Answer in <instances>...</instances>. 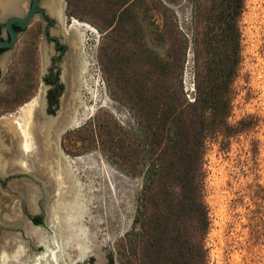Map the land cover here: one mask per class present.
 <instances>
[{
    "label": "trees",
    "instance_id": "16d2710c",
    "mask_svg": "<svg viewBox=\"0 0 264 264\" xmlns=\"http://www.w3.org/2000/svg\"><path fill=\"white\" fill-rule=\"evenodd\" d=\"M67 0L102 27L98 60L129 125L100 111L72 131L128 175L142 177L133 228L121 243L128 264H208L205 153L251 125L230 123L242 61L244 0ZM189 66L191 84L184 81Z\"/></svg>",
    "mask_w": 264,
    "mask_h": 264
},
{
    "label": "rangeland",
    "instance_id": "374dc122",
    "mask_svg": "<svg viewBox=\"0 0 264 264\" xmlns=\"http://www.w3.org/2000/svg\"><path fill=\"white\" fill-rule=\"evenodd\" d=\"M170 4L180 18L190 13V0H175ZM76 17L89 26L83 28L88 37L89 65L84 76L83 103L77 109L81 124L106 111L129 125L128 108L109 92L98 60L102 27L90 12ZM240 27L242 61L233 84L229 121L234 124L245 119L251 126L229 139H209L206 144L208 264H264V0H244ZM184 81L187 86L191 84L189 66ZM77 127L62 133L59 147L70 160L73 180L78 186L80 183L77 186L80 190L76 191L80 204L77 215L81 216L76 215L73 224L84 232L71 236L69 224H59L57 210L55 232L60 228L61 233H55V241L63 240L65 246L63 252L54 243V250L60 256L58 263L128 264L127 255H120L119 251L121 243L126 242V233L134 226L142 177L119 169L98 146L87 148L86 143L72 135ZM56 192L57 200L59 194L63 202L73 200L57 181ZM49 264H53V259Z\"/></svg>",
    "mask_w": 264,
    "mask_h": 264
},
{
    "label": "flooded vegetation",
    "instance_id": "af4514ba",
    "mask_svg": "<svg viewBox=\"0 0 264 264\" xmlns=\"http://www.w3.org/2000/svg\"><path fill=\"white\" fill-rule=\"evenodd\" d=\"M46 1L0 0V218L22 214L34 226L45 227L41 214L34 213L33 200L34 152L35 147H42V136L29 135L31 151H23L21 131L9 116L20 104L37 98L41 86V99L49 116L55 117L66 100L81 101L89 65L88 37L82 33L86 24L68 12L67 0H55L52 7ZM75 22L81 26L82 44L76 36ZM69 58L72 65L68 66ZM79 63L86 69L76 73L72 84L66 67L69 71L70 67L78 69ZM38 170L44 172L40 161ZM15 226L12 222L0 223V230Z\"/></svg>",
    "mask_w": 264,
    "mask_h": 264
},
{
    "label": "water",
    "instance_id": "95a60500",
    "mask_svg": "<svg viewBox=\"0 0 264 264\" xmlns=\"http://www.w3.org/2000/svg\"><path fill=\"white\" fill-rule=\"evenodd\" d=\"M54 4L55 0L46 1L48 7ZM69 60L70 58L67 61L68 66ZM66 72H68V67H66ZM43 91L44 87L41 86L37 98L33 97L26 103L20 104L15 113L9 117L14 120L21 131L23 151H31L32 142L29 135L42 136L43 145L41 148L35 147L34 152L33 200L34 213L41 214L46 227L34 226L22 214H9L0 218V223L16 224L14 229L0 230V264H49L53 257L57 214L53 142L59 158L71 173L70 160L60 150L59 139L66 130L82 123V119L77 115V109L83 102L81 100L73 103L68 109L65 108L64 103H61L57 115L52 117L45 112V103L41 99ZM58 119L62 121L56 126ZM31 129L34 131L31 132ZM39 161L45 173L38 170ZM57 231L59 232L60 228ZM58 261L59 258L53 264H57Z\"/></svg>",
    "mask_w": 264,
    "mask_h": 264
},
{
    "label": "bare ground",
    "instance_id": "6f19581e",
    "mask_svg": "<svg viewBox=\"0 0 264 264\" xmlns=\"http://www.w3.org/2000/svg\"><path fill=\"white\" fill-rule=\"evenodd\" d=\"M77 23V27L76 28V32L79 33V35H76L78 39H80L78 42L82 41L81 40V32H79V26H80V23L79 22H75ZM75 23L73 26H75ZM82 24V23H81ZM85 25V24H83ZM87 25H85L86 27ZM81 27V26H80ZM84 27V26H83ZM84 27V28H85ZM88 29H89V26H87ZM83 29V28H82ZM87 29V28H86ZM85 29V30H86ZM92 29V28H91ZM75 29L73 28V31ZM72 31V32H73ZM83 31V30H82ZM75 33V32H73ZM84 33V32H82ZM80 36V38L78 37ZM83 37V36H82ZM73 38V36L71 37ZM77 39V40H78ZM84 40V39H83ZM73 41V40H72ZM75 44V42H74ZM80 44H82L80 42ZM77 45V43H76ZM82 47V45H81ZM77 50V49H76ZM81 50V49H80ZM82 51V50H81ZM81 53V52H80ZM72 60V59H71ZM75 61V60H74ZM72 61V62H74ZM84 64H85V61L83 60ZM82 62V64H83ZM69 65H72V63L69 61ZM79 65H81V63H79ZM78 65V66H79ZM86 66V65H85ZM84 69H86V67L84 68L83 65H81L78 69L77 68H72L70 67V71L68 70L67 72V76L69 77L70 80L68 81H71V83L73 84L74 81L77 79V76H76V73L79 74V72L83 71ZM85 72V71H84ZM83 73V72H82ZM81 75V74H80ZM79 75V76H80ZM78 76V77H79ZM82 77V75H81ZM76 78V79H75ZM79 79V78H78ZM81 81V79L79 80ZM83 82V81H82ZM70 83V82H69ZM76 86V85H75ZM79 91V90H78ZM74 93V92H73ZM79 99V97L77 98ZM72 101H75L74 99L72 100H66L62 103L65 104V108L68 109L72 106L73 102ZM61 119V118H60ZM58 119L57 122H56V126L62 121ZM53 161H54V172H55V182L57 181V184L59 185V187L61 188H65L69 191V193L72 195V198L73 200L71 202H63L62 200V197L61 195L59 194L58 195V200H57V210H58V222L59 224H62L64 225L63 223H67V225L69 224V226H67L69 228V230L71 231V236H74V237H77L80 235V233L84 232L83 229L80 227V226H77V225H74L73 224V220L77 217V216H81V215H77V213L79 212L78 210L80 209V204L78 202V194H77V189H79L78 187L80 186V183H79V186L76 184L75 180H73V175L69 172V170L66 168V166L64 165V162L62 161V159L59 158V155H57V152H56V148L54 146V142H53ZM71 171V169H70ZM76 175V174H75ZM76 179H77V176H76ZM78 186V187H77ZM80 190V189H79ZM63 191V190H62ZM64 193V192H63ZM80 193V192H79ZM67 194V192L65 193ZM81 197V195H80ZM71 199V198H70ZM80 199V198H79ZM82 201V200H81ZM83 207V206H82ZM83 210V209H82ZM81 214H82V211H81ZM77 215V216H76ZM78 218V217H77ZM75 221V220H74ZM76 224V223H75ZM62 228V226H60ZM58 228V227H57ZM65 228V227H64ZM63 228V229H64ZM62 231V230H61ZM57 232V231H56ZM55 232V233H56ZM58 233V232H57ZM61 233V232H60ZM59 235V234H58ZM82 236V235H81ZM58 237V236H57ZM58 239V238H57ZM64 239V238H63ZM55 245L56 246H59L60 249H62V251L64 252V247L63 246V240L62 241H58L56 240L55 241ZM65 242V241H64ZM83 244V243H82ZM78 246V245H77ZM87 247V245H85ZM79 247V246H78ZM82 247V246H81ZM83 248V247H82ZM79 249V248H78ZM84 250V249H82ZM61 251V252H62ZM85 251H83V254H84ZM65 257V256H64ZM60 258V256L57 255L56 253V250H53V263H55L57 261V259ZM63 258V257H62ZM65 259V258H64ZM68 259V258H67ZM64 262V261H63ZM62 262V263H63ZM68 262V261H67ZM61 263V264H62ZM60 264V263H58Z\"/></svg>",
    "mask_w": 264,
    "mask_h": 264
}]
</instances>
